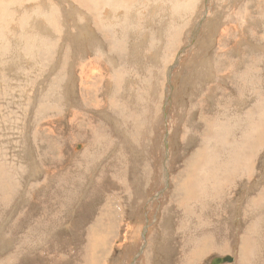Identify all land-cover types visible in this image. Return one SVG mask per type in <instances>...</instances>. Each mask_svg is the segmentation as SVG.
Wrapping results in <instances>:
<instances>
[{
    "label": "rangeland",
    "instance_id": "obj_1",
    "mask_svg": "<svg viewBox=\"0 0 264 264\" xmlns=\"http://www.w3.org/2000/svg\"><path fill=\"white\" fill-rule=\"evenodd\" d=\"M43 1L35 36L0 26V264H264V140L231 156L264 97V0ZM197 156L228 181L181 206Z\"/></svg>",
    "mask_w": 264,
    "mask_h": 264
},
{
    "label": "bare ground",
    "instance_id": "obj_2",
    "mask_svg": "<svg viewBox=\"0 0 264 264\" xmlns=\"http://www.w3.org/2000/svg\"><path fill=\"white\" fill-rule=\"evenodd\" d=\"M6 0H0V5L3 4ZM14 4H16V6L18 7V5L20 6V9H16L15 11L17 13L13 14L11 13H5L2 11V9H0V26L4 29V32L6 31V26L7 25H12L13 26V30H15V33L19 32V37L21 36V33L24 30V33L26 34H30L35 36L36 31L34 33L33 29L35 28L34 26L36 24H39L34 22L33 16L36 17L38 15V13H42L45 14L47 11L48 14L53 15L52 12H54V8H52V5L50 7H48V4L45 3L43 0H11ZM67 1V0H65ZM71 1V0H70ZM73 2H75L76 4H78L79 8L80 5H84L87 8H89L90 11H96L97 8L105 5V9H103V11L99 10L97 13H99L102 17L105 15V13L110 14V10H109V6H107L106 2H111L112 6H114L115 1H119V0H72ZM174 2H177L176 0H174ZM29 3V4H28ZM50 3V2H49ZM62 2H60L61 4ZM67 3V2H66ZM69 4V2H68ZM159 4V3H158ZM11 6H14L13 4H10ZM50 5V4H49ZM72 5V2H71ZM70 5V6H71ZM42 6V8H41ZM77 6V5H75ZM111 6V7H112ZM62 9L64 10L63 12H65L67 14L68 17H70V11H68V9L66 8V11L63 7V5L61 6ZM69 8V7H68ZM114 8V7H113ZM41 9V10H40ZM74 9V8H73ZM123 9V8H122ZM82 11V9L80 10ZM88 11V10H87ZM74 13V12H73ZM83 12H80V14H82ZM86 13V11L84 12V14ZM88 13V12H87ZM96 13V15H98ZM75 14V13H74ZM78 14V13H76ZM83 14V15H84ZM95 14V13H94ZM88 15V14H86ZM205 15V14H203ZM49 16V15H48ZM64 16V14L62 15V17ZM74 16V15H73ZM77 16V15H76ZM75 18H78L76 17ZM79 16V15H78ZM38 17V16H37ZM72 17V16H71ZM81 17V16H80ZM79 17V18H80ZM51 19H53V17H50ZM84 18V17H83ZM87 18V17H86ZM91 18V17H90ZM55 19V18H54ZM66 19V18H65ZM24 20L27 22V24H22L24 23ZM42 23L45 24V26H48L46 22H44L45 20L41 19ZM38 20V21H40ZM56 20V19H55ZM74 20V19H73ZM77 20V19H75ZM86 20V19H85ZM84 20V21H85ZM201 21V20H200ZM54 21L50 20V24L47 28H44L47 30V34H49V31L51 29V27L56 30L54 27V24L52 23ZM83 22V21H82ZM65 23V22H64ZM68 23V22H67ZM202 23V22H201ZM77 24V23H76ZM75 24V25H76ZM20 25L22 27H24V29L20 28ZM26 25V26H25ZM38 26H42V25H38ZM0 27V29H1ZM29 27H32V31L30 30ZM34 27V28H33ZM37 27V26H36ZM10 29V27H8ZM37 29V28H35ZM83 30V29H81ZM102 31H104L102 29ZM13 32V31H11ZM7 33L3 34V36L1 38L4 37H9L10 34H14V33ZM69 32V31H68ZM85 32V31H84ZM197 32V31H196ZM90 33V32H89ZM38 35V34H37ZM15 36V35H14ZM13 36V37H14ZM40 36V34H39ZM40 38V37H38ZM15 39L18 41L19 38H17V35L15 37ZM52 43V42H51ZM27 47V46H26ZM19 49V50H18ZM17 50L19 51V53L24 52L25 51H32V52H37V49H42V54H45V57L47 58L48 55H50L51 51H49V47L47 49H43V48H39V47H34L35 50H30V48H22L21 49L18 48ZM16 50V49H15ZM4 54L8 53L11 50H7L4 49ZM40 52V53H41ZM50 53V54H49ZM11 54V53H10ZM15 54V53H14ZM39 54V53H38ZM41 55V54H40ZM7 56V55H6ZM38 56V55H37ZM44 57V58H45ZM41 58V57H40ZM43 58V59H44ZM46 62V59H45ZM58 62V60H57ZM61 64V63H60ZM96 65V63H92V66ZM86 67V63L83 65V72H84V68ZM62 69V68H61ZM250 71H252L250 69ZM86 73V72H85ZM254 74V73H253ZM257 75V74H256ZM253 76V75H252ZM255 77V76H254ZM87 74H83L81 76V80L86 81L87 80ZM86 79V80H85ZM241 79V78H240ZM250 79V77H249ZM253 79V78H252ZM257 79V78H255ZM239 80V79H237ZM258 80V79H257ZM251 84V83H250ZM255 85V84H253ZM257 85V84H256ZM259 85V84H258ZM7 87V86H6ZM86 86L84 85V88ZM253 87V86H252ZM16 88V87H15ZM260 88V87H259ZM18 89V88H17ZM256 91L255 93H253L255 95L254 97V103L252 104L251 110H244L246 112V118H245V124L246 125H251L250 127V133L249 134H245L242 139L237 143V145L235 147H231V156L233 155H254V150L253 149L254 146H256L257 144L262 143V140H264V97H261L258 94V88H255ZM251 90V89H250ZM14 92V89L12 90ZM2 92L3 95V91ZM5 94V93H4ZM10 94V93H9ZM6 96V95H5ZM1 97V95H0ZM7 97V96H6ZM4 98V96H3ZM56 99V97H55ZM0 101H2L0 99ZM4 101V100H3ZM214 101V100H213ZM2 103V102H1ZM5 106V105H4ZM13 112V111H12ZM225 115H228L229 113H225L223 112ZM231 113V112H230ZM14 114V113H13ZM236 118V117H235ZM225 119H220L218 120L212 127H210V129H206L207 132H205V134H209L210 138L214 137V133L212 132V130H215L217 128H221L224 127L225 125ZM2 122V121H1ZM7 128V127H5ZM10 128V127H9ZM35 129V128H34ZM42 129V128H41ZM11 130V128H10ZM32 130V129H31ZM36 131V130H35ZM11 146V145H10ZM253 150V151H252ZM217 152H213V157L211 159V164H215L213 161L215 160L216 156H217ZM241 159H245L243 157H241ZM249 159V157H248ZM199 162V156L196 157V160L194 161L193 164H191L190 167L185 169L184 172V179L182 178L177 184H176V189L174 190V196H176V198L179 199V205L183 206L187 203V205L189 204L190 206H193V202L197 203L196 201L198 200L200 203L205 202L206 200L208 201V199H211V197H215L216 194L214 193V191H212L211 189L207 188L205 184H209L210 186L215 185L219 188H222L224 183H226L228 181V179L226 178V180H222L221 176L225 175L226 173H229L226 171V167L221 168L218 166H208V164L206 163V165L204 166L202 163L198 164ZM2 164V162H1ZM8 165V164H7ZM17 167V166H16ZM38 168V167H37ZM199 180H202L199 183ZM199 183V185H198ZM199 186V187H198ZM212 198V199H213ZM193 199H196L195 201L191 202ZM211 199V200H212ZM259 200V199H258ZM197 209V208H196ZM198 211H201V209L198 208ZM189 217V216H188ZM206 252V251H205ZM204 252V253H205ZM203 253V252H202ZM234 258V257H233ZM233 261V260H232ZM231 262V261H229ZM212 264V263H211Z\"/></svg>",
    "mask_w": 264,
    "mask_h": 264
},
{
    "label": "water",
    "instance_id": "obj_3",
    "mask_svg": "<svg viewBox=\"0 0 264 264\" xmlns=\"http://www.w3.org/2000/svg\"><path fill=\"white\" fill-rule=\"evenodd\" d=\"M232 260H233V257L231 255H226L223 257H215L212 261V264H222V263H226Z\"/></svg>",
    "mask_w": 264,
    "mask_h": 264
}]
</instances>
